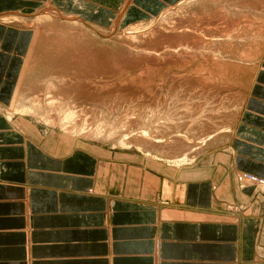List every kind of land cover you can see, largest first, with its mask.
<instances>
[{
    "label": "crops",
    "instance_id": "crops-1",
    "mask_svg": "<svg viewBox=\"0 0 264 264\" xmlns=\"http://www.w3.org/2000/svg\"><path fill=\"white\" fill-rule=\"evenodd\" d=\"M80 1L53 3L122 23L181 0ZM31 30L0 20V264H264V205L236 179H264V55L208 168L109 163L71 148L64 131L7 114Z\"/></svg>",
    "mask_w": 264,
    "mask_h": 264
},
{
    "label": "rangeland",
    "instance_id": "rangeland-1",
    "mask_svg": "<svg viewBox=\"0 0 264 264\" xmlns=\"http://www.w3.org/2000/svg\"><path fill=\"white\" fill-rule=\"evenodd\" d=\"M41 2L0 0L1 23L28 11L33 25L16 24L37 31L10 116L64 130L71 148L109 163L208 168L225 153L264 55V0H181L115 25L113 15L66 21L69 12ZM250 177L261 179H236L264 205V187Z\"/></svg>",
    "mask_w": 264,
    "mask_h": 264
},
{
    "label": "bare ground",
    "instance_id": "bare-ground-1",
    "mask_svg": "<svg viewBox=\"0 0 264 264\" xmlns=\"http://www.w3.org/2000/svg\"><path fill=\"white\" fill-rule=\"evenodd\" d=\"M25 1H27V0H25ZM55 1V0H54ZM60 1H62V2H64L65 3V5L67 6L68 5V3L67 2H69V1H71L73 4H79V8H82V1H80V0H60ZM118 1V0H117ZM124 1V0H123ZM127 1V0H126ZM216 1V0H215ZM238 1V0H237ZM41 3H43V2H41ZM124 3V2H123ZM127 4V3H126ZM42 5H44V6H46V5H48V7H50L53 11H56L57 10V8H59V7H57L56 6V4L55 3H53V0H46V2H44ZM42 5H41V7H42ZM43 6V7H44ZM42 7V8H43ZM123 7V6H122ZM124 7H125V5H124ZM24 8V7H23ZM43 9H45V11L46 12H48L47 10H46V7L45 8H43ZM56 9V10H55ZM6 10V9H5ZM39 10V9H38ZM49 10V9H48ZM17 11V10H16ZM40 11V10H39ZM50 11V10H49ZM122 11H123V8H122ZM7 12V11H6ZM11 12V11H10ZM43 12V11H42ZM52 12V11H51ZM58 12V11H57ZM121 12V11H120ZM26 13H28V11L27 12H25V14H23V13H16V12H14V13H11L12 15H14V16H8V17H4V19H5V21L7 22V23H11V22H13V23H17V22H23V23H25V24H27L26 26H28V25H31V24H29L26 20H24V19H27V18H25V17H23V16H25L26 15ZM50 13V12H49ZM59 13H61V12H59ZM74 12H72V13H70V15L69 16H65L66 18H65V20L66 21H71L70 19H71V14H72V16L73 15H75V16H77V18L78 17H80V15H78V14H73ZM0 14H2V13H0ZM10 14V15H11ZM21 14V15H20ZM44 14V13H43ZM42 14V15H43ZM55 14H57V13H55ZM66 14H68V13H66ZM119 14V13H118ZM117 14V15H118ZM122 14V13H121ZM7 15V14H6ZM32 15V14H31ZM54 15V14H53ZM3 16V15H2ZM34 16H36L35 14H34ZM61 16V15H60ZM123 16V15H122ZM37 17H38V15H37ZM35 18V17H34ZM33 18V19H34ZM41 18V17H40ZM39 18V19H40ZM45 18V17H44ZM44 18H42V19H44ZM117 18V17H116ZM41 19V20H42ZM47 19V18H46ZM76 19V18H75ZM115 19V18H114ZM35 20H36V18H35ZM38 20V19H37ZM40 20V21H41ZM5 21H3V22H5ZM17 21V22H16ZM29 21H31V20H29ZM43 21V20H42ZM46 21V20H45ZM114 23V25H115V23L117 22V20L116 21H113ZM37 23H38V21H37ZM171 24V23H170ZM33 25V24H32ZM39 25V23L37 24V26ZM41 25V24H40ZM40 25H39V27H40ZM61 25V24H60ZM37 26H35V27H37ZM44 26V25H43ZM58 26V25H57ZM113 28H115V26L113 27ZM5 29V28H4ZM61 29V28H60ZM38 30V29H37ZM56 30V29H55ZM10 31V30H9ZM185 31V30H184ZM5 32H8V31H5ZM37 31H35V33H36ZM70 32V31H69ZM19 33H21V32H19ZM22 33H24V32H22ZM34 33V34H35ZM7 34V33H6ZM13 34V33H12ZM29 34V33H28ZM34 34H33V36H34ZM22 36V35H21ZM19 37V34H18V37L19 38H22V37ZM29 36V35H28ZM27 36V37H28ZM165 37V36H164ZM4 38V37H3ZM36 38V37H35ZM169 38V37H168ZM23 39V38H22ZM186 39V38H185ZM195 39V38H194ZM0 40H1V38H0ZM4 40V39H3ZM6 40V39H5ZM7 41V40H6ZM18 41V40H17ZM4 42V41H3ZM76 42V41H75ZM185 42V41H184ZM11 43V42H10ZM21 47V46H20ZM1 48V47H0ZM2 49V48H1ZM4 49V48H3ZM22 49V48H21ZM87 49V48H86ZM92 49V48H91ZM6 50V49H5ZM9 50V49H8ZM194 50V49H193ZM23 51V50H22ZM90 51V50H89ZM165 51V50H164ZM29 52H30V49H29V51H28V54H29ZM180 52V51H179ZM182 52V51H181ZM187 52V51H186ZM18 54V53H17ZM52 54V53H51ZM87 54V53H86ZM89 54V53H88ZM115 55V54H114ZM28 56V55H27ZM69 56V55H68ZM82 56V55H81ZM185 56V55H184ZM73 57V56H72ZM156 58V57H155ZM28 59V58H27ZM175 59V58H174ZM94 61V60H93ZM127 61V60H126ZM68 62V61H67ZM82 62V61H81ZM92 62V61H91ZM96 62V61H95ZM105 63V62H104ZM25 64H26V62H25ZM24 64V65H25ZM27 65V64H26ZM25 65V66H26ZM77 65V64H76ZM24 66V67H25ZM57 67V66H56ZM55 70V69H54ZM94 70V69H93ZM24 71V70H23ZM62 71V70H61ZM20 81H21V79H19ZM18 80V81H19ZM67 81V80H66ZM18 83V82H17ZM20 85V84H19ZM19 85H18V87H19ZM90 86V85H89ZM17 89H19V88H17ZM16 89V90H17ZM20 91V90H19ZM19 91L17 90V93H19ZM48 91V90H47ZM60 91V90H59ZM16 94V93H15ZM17 95V94H16ZM22 95V94H21ZM51 95V94H50ZM25 96V95H24ZM43 96V95H42ZM69 96V95H68ZM20 101V100H19ZM16 102V101H15ZM14 102V103H15ZM19 104V103H18ZM10 107H11V105H10ZM20 107V106H19ZM26 108V107H25ZM7 109V114L8 115H10L11 114V112H15V110H17V109H19V108H16V105H15V107H14V104L12 105V107H11V109H10V111L8 110V108H6ZM209 110V109H208ZM221 110V109H220ZM63 111V110H62ZM23 113V112H22ZM217 115V114H216ZM66 120V119H65ZM74 124V123H73ZM64 127H65V125H63ZM79 128V127H78ZM82 129V128H81ZM66 130H67V128H66ZM77 130V129H76ZM94 130V129H93ZM181 130V129H180ZM64 131V130H63ZM68 131V130H67ZM72 132V131H71ZM70 132V133H71ZM90 134V133H89ZM209 134V133H208ZM87 136V135H86ZM203 140V139H202ZM205 140V139H204ZM206 141V140H205ZM176 144V143H175ZM210 147V146H209ZM201 153V152H200ZM250 178H253V179H251L252 181H254V182H257L258 181V183H256L257 184V187L259 186L260 187V181H261V183H262V186L264 187V179H260V180H257V181H255L254 180V177H250ZM256 178V177H255ZM249 179V178H248ZM258 179V178H257ZM248 181V180H247ZM253 182V183H254ZM258 187V188H259ZM257 188V189H258ZM255 189V188H254Z\"/></svg>",
    "mask_w": 264,
    "mask_h": 264
}]
</instances>
